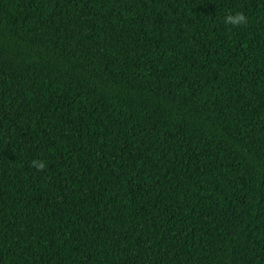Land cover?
Here are the masks:
<instances>
[{"label":"trees","instance_id":"16d2710c","mask_svg":"<svg viewBox=\"0 0 264 264\" xmlns=\"http://www.w3.org/2000/svg\"><path fill=\"white\" fill-rule=\"evenodd\" d=\"M0 264H264V0H0Z\"/></svg>","mask_w":264,"mask_h":264},{"label":"clouds","instance_id":"9594fccd","mask_svg":"<svg viewBox=\"0 0 264 264\" xmlns=\"http://www.w3.org/2000/svg\"><path fill=\"white\" fill-rule=\"evenodd\" d=\"M247 17L242 12H236L235 14H228L224 16V23L226 25H243L246 23ZM31 166L36 170H42L46 167V162L43 159H33Z\"/></svg>","mask_w":264,"mask_h":264}]
</instances>
